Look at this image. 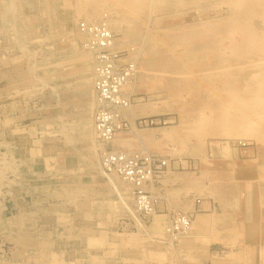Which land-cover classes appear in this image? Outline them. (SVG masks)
<instances>
[{
	"label": "rangeland",
	"instance_id": "374dc122",
	"mask_svg": "<svg viewBox=\"0 0 264 264\" xmlns=\"http://www.w3.org/2000/svg\"><path fill=\"white\" fill-rule=\"evenodd\" d=\"M21 1L24 6L23 8L17 6L18 11L25 17L33 18L34 24L25 22L19 28L17 22L12 21L13 32H15L12 36L2 32L3 22L0 19V196L10 188L14 192L23 190L24 194L29 196L27 203L30 204L28 210H20L23 212L22 214L19 213L11 219L0 218L1 264H15L14 258L17 254L25 257V261L21 264H136V261H139V264H147L153 260L157 261L155 264H163L161 263L163 260L170 258L174 262L169 264H178V260L181 259L186 262L188 258H190L188 261H192L190 256L185 257L187 255L186 246L181 243L169 244L167 238L158 243V238L152 235L153 231L148 230L150 219L153 217L151 215L144 218L137 214L136 186L128 184L131 186L129 188L119 184V181L115 180L116 174L109 171L105 173L100 166L101 156L120 153H126L129 156H149L155 161L164 162L166 164L164 169L156 173L152 181L143 186L144 192L150 196L152 193L148 191V188L151 184L155 186L157 181L167 174L170 165L179 163L176 164V171H178L181 169L180 167H184L183 164L190 163L191 165L198 159L202 163L203 156L201 155L191 156L189 159L182 157L169 159L150 153L149 150L145 153L141 151L142 148L138 142L131 140L136 130L141 133L144 130L155 128L168 130L177 128L180 125V120L176 107L181 103L180 101H188V94L186 92L180 94V103L173 105L175 109L173 108L172 111L160 115L141 114L132 120H136L134 123L122 115V107H113L112 110L116 111V113L112 112L115 114L114 120L118 130L113 133L112 139L105 144L99 142L97 136H95L96 138L92 136L90 139V123L93 126L96 113L102 111L104 105L98 103L96 99V84L99 82L97 74L100 68L98 64L101 62L97 52L89 48V45L93 44V35H95L89 32L95 31L94 28L99 27L104 30L106 24L104 21H99L96 23V27L92 28L93 24L89 23L86 17L80 16L78 13H71L74 16L73 20H76L75 25L72 26L74 28H69L66 21V28L59 29L56 26V19L52 18L53 14L49 8H46L44 0ZM71 1L74 3V0ZM1 3L0 0V8H2ZM40 5L44 12L41 11ZM101 16L102 14L100 18ZM154 18L155 16L152 14L146 15V26L149 28L148 31L154 32L159 37L167 27L164 24L155 23ZM194 22H197L196 16ZM108 31L107 33L111 37L110 50L101 52V54H109L113 62L115 61V69L118 72L116 76H122L128 82L136 74V66L131 63L130 52L139 45V41L135 40H138L139 37L126 36L124 39L122 30L117 32L112 30L111 32L108 29ZM161 32L162 34H160ZM56 52H59V56L55 58ZM83 58L85 60L81 61ZM108 66L110 67V65ZM81 71H84L85 74H81ZM21 75H25L22 83L19 82ZM110 80L111 76L107 78V81ZM135 89L137 91L130 96L133 106L139 103L147 105L150 103L151 106L156 105L159 110L163 111L161 103L163 94L159 87L155 91H146L139 87ZM123 96H126V93L120 94L119 92V98L125 99ZM91 129L93 130V127ZM66 140H70L74 145L73 148L78 147L79 151H65V147L68 148L64 146L67 144ZM231 141L232 139L227 140L221 137H207L204 141V149H202L207 160L205 166L211 167L217 161L219 164L218 156L224 142H227L229 150H231L230 156L222 159L230 161L233 158V160H246L253 163L251 179L247 180L264 182V172L259 171L263 165L258 162L259 152L256 143L249 141V144L246 140L238 141V143ZM120 142H127L128 146L131 145V142H136L137 149L125 145L121 147L119 146ZM59 150L61 153H56ZM214 152L217 153L214 155ZM58 154L64 158H73L74 167L59 166V163L69 164L70 161L57 160L56 155L59 157ZM84 156L89 157L86 160ZM205 170L207 171V169ZM253 170H256V173ZM57 171L61 173L59 179L53 176L57 175ZM192 171L196 173L197 170L192 167ZM113 175L116 176L113 177ZM62 176L67 177L63 179ZM112 179L116 181L118 192H114L109 184ZM118 179L121 180V178ZM236 181L241 191L244 192L242 186L246 181L243 179ZM152 197L155 198L153 200L155 211L161 196L154 195ZM81 205L92 206L86 210L84 207L82 209ZM175 213L177 212H172L169 218ZM178 213L191 218L186 213ZM86 215L90 216V222L87 221L89 219L86 218ZM59 217H64L65 221L60 220ZM137 218L144 224L146 223V226L138 227ZM146 219L148 221H145ZM191 221L195 222L192 218ZM11 223L14 226L17 225L9 227ZM4 225H8L5 241L1 236ZM79 228L89 229L91 233H78L76 230ZM163 229L161 228V230ZM23 232L27 237L33 235L40 242L54 244V250L50 251L51 255L43 261L45 263H37L30 259L32 253L23 255L17 251L18 245L15 244L14 238L25 237ZM79 234L92 236L96 241L84 248L81 246L80 239L77 238ZM190 234L192 235L188 237ZM144 235L149 237L148 242L153 243L152 245L160 246L164 243L169 253H165L163 250L148 256V250L136 251V246L141 239V243L144 244ZM188 235L185 236L187 238L184 241L197 242L196 231L190 232ZM254 242L259 245L255 238ZM19 245L34 247L35 242L32 239L28 245V243L20 241ZM176 246L180 253L175 251L171 253ZM199 255V258H195L194 262L197 260L200 262L204 257V254ZM219 255L236 256L234 259L242 261L243 264H264V248H245L235 255L229 254V252L228 254H214V256Z\"/></svg>",
	"mask_w": 264,
	"mask_h": 264
},
{
	"label": "bare ground",
	"instance_id": "6f19581e",
	"mask_svg": "<svg viewBox=\"0 0 264 264\" xmlns=\"http://www.w3.org/2000/svg\"><path fill=\"white\" fill-rule=\"evenodd\" d=\"M1 2L0 19L3 22L1 29L6 35L14 36L15 32H13L14 27L12 26L14 21L17 22L19 28L21 25H24L25 22L34 24L35 20H33V18L25 17L18 11L17 6H20V8L24 6L21 0H1ZM44 2L46 8H49L51 14H53L52 18L56 19V26H58L59 29H63L67 22L69 28H74L72 26L75 25L74 23L76 20H73L74 16L72 14L78 13L80 16L86 17L88 22L93 24V27H96L95 25L99 21H104L106 24L105 31H108V29L111 32L112 30L115 32L122 30L124 39L126 36L139 37L138 40L135 39L139 41V45L134 48L135 50L130 52L131 63L136 66V74L128 82L125 81L119 88L120 94L126 93V96H123L125 97V104L121 105V113L124 117L126 116L132 121L138 117V115H147L150 113V103L148 105L141 103L136 106L132 105L130 96L137 91L135 88L138 89L139 87L144 90L146 89V91H155L158 90L159 87L162 90L163 99L161 103L164 109L163 111H159V113H168L172 111L174 108L173 105H178L180 101V94L186 92L189 98L188 101H180L181 103L179 102L180 104L176 107L180 125L177 128L163 132L165 133L166 140L177 146V148L173 147L170 151L180 156L201 155L203 156L201 158L203 159L202 164L206 165L205 163H207V160L204 150L202 149H204V141L207 137H221L227 140L232 139L233 142L236 141L237 143L241 140H246L249 144V141H254L259 152L258 162L260 165H263L261 170H258L264 172V0H74V3H72V1L70 2V0H44ZM41 11H43L42 7ZM101 14L102 16L100 18ZM148 14L155 16V23H161V25L164 24V26L167 27L163 34L162 32L160 33L162 34L161 36L158 37L154 32L151 33L148 31L149 28H147L145 22V16ZM195 16L197 22H194ZM49 26L51 27V25ZM142 33H144V36H142ZM123 41L125 42L126 40ZM123 44L125 45V43ZM108 50L110 49L107 48V51ZM89 52L86 53L90 54ZM84 60L85 58L81 61ZM80 73L85 74L84 71ZM40 83L42 84V82ZM138 91L140 92V90ZM112 98H114V96ZM96 99L97 102H99V99ZM154 109L152 112H154ZM135 121L136 120L132 122L134 123ZM94 126L95 124L93 122V130L91 129L89 131L90 139L92 136H96ZM138 132L139 131L136 130L131 140H137L140 143V141L146 139V137L142 132ZM224 143L223 146L220 145L222 146L220 155L222 158H228L231 150H229V144L227 142ZM124 145L128 146L127 142L119 143L121 147ZM129 146L131 147L132 145ZM141 148L142 152L147 153L143 145ZM74 151L78 152V147H76ZM216 153L217 152H214V155ZM88 157H85V159L87 160ZM59 161H70L69 164L59 163V166L65 165L74 167V159L60 157ZM248 163L249 162H247V164ZM58 168L60 169V167ZM53 176L59 179L61 173L57 171V175ZM115 176L113 175V177ZM118 178L119 177L116 176L115 180H117V182L119 181V184L131 188L130 185ZM202 178H204L203 174L200 175L201 180ZM113 179L112 181L109 180V184H111L114 192H118L116 181H113ZM204 179H206V177ZM69 181H71L70 178ZM219 181L220 180L214 182V180H211L209 185L207 187L204 186L205 188L203 189L198 187L197 184L199 181L192 184L190 183L191 185L189 184L190 186L187 187V191H193L194 188L198 193L213 196V194L219 190L220 185H224L221 183L222 180L221 182ZM247 181L248 180H246V183L242 187L244 188L245 195H247L248 198L252 197V201H248L247 205H254L252 210L254 214L255 210L259 211L264 208V182L260 180ZM227 183H225L224 188ZM228 184L231 185L230 183ZM222 187L221 189L224 191L225 189ZM229 190L227 189V192H229ZM231 196L226 197L231 198ZM218 197L220 198V196ZM230 198H228V200ZM216 201H218V199ZM232 201L234 200L232 199ZM91 206L92 205H81L80 207L87 210ZM227 206L228 205H226V207ZM223 207L225 208V205H223ZM234 207L235 206L231 208ZM25 212L27 213V211ZM22 213L21 211L20 214ZM175 214H178V212ZM258 214L260 215V213ZM186 217L190 221V224L189 227H187L185 223L186 220L184 219L183 223H180L183 228L182 231L178 230L174 232L173 228L176 226L170 225V219L165 227H163V230L158 231L152 229L153 236L158 238V243L164 241V238H167L169 244L185 242L182 245L191 247V241H184V239L187 238L185 236L190 232H197L198 228L195 222H197L198 219L192 222L189 216L186 215ZM86 218H88L89 220L87 221L90 222V216L86 215ZM59 219L65 221L64 217H59ZM198 222L201 225L200 220H198ZM202 223L204 225V222ZM8 225H4V228L1 230L3 241H5L6 233H8ZM16 225L17 224H15V226ZM15 226L11 223L9 227ZM201 227L203 226L201 225ZM140 228L143 227L141 226ZM200 230L201 232L205 231L204 228ZM76 231L85 234L91 233L89 229L86 228H79ZM205 233H207V231H205ZM23 234L25 237L21 236V238H14L15 244L18 245L17 251L23 255L24 253H32L30 259L37 261V263H43V261L51 255L50 251L54 250V244L40 242V240L33 237V235L27 237L25 232H23ZM192 234L188 235V237ZM77 238L80 239L81 246L84 248L86 245L93 244V241H96L89 235L79 234ZM32 239H34L35 242L34 247H21L19 245L20 241L26 244L28 243L29 245ZM213 240L216 239L213 238ZM185 257H187V255ZM14 260L15 264H21L25 261V257L17 254Z\"/></svg>",
	"mask_w": 264,
	"mask_h": 264
},
{
	"label": "crops",
	"instance_id": "0c3cea01",
	"mask_svg": "<svg viewBox=\"0 0 264 264\" xmlns=\"http://www.w3.org/2000/svg\"><path fill=\"white\" fill-rule=\"evenodd\" d=\"M2 32H4V31L2 30ZM4 34H6V33L4 32ZM59 52L55 53V55H54L55 58L58 57ZM24 72L26 73V70H24ZM23 78H25V75L20 76V78H19L20 83H22ZM154 106L153 105L150 106L151 107L150 113H148V114H151V115L162 114L161 112L159 113V111H161V110H159L156 105H154ZM152 108L153 109L156 108V109H154V112H152L153 111ZM91 128H92V126L90 123V130H91ZM145 131L147 132V134ZM166 131H168V129H163V128L144 130V131H142V133L145 135L147 140L142 139V141H140V143L136 140V142H138V144H140L141 147H142V145L144 148L146 147L147 149L146 148L145 149L147 151L149 150L150 153H154V154H157V155L165 157V158L168 157L169 159H171V158L176 159V158L182 157V158L189 159V157H191L192 155L191 156H183V155L178 156V155H176L170 151V150H172L173 147L177 148V146L166 140L165 133H163ZM65 142L67 144H71V145L64 144V146L68 147V148L65 147L66 148L65 151L68 150L71 152V151H74L76 149V148L75 149L73 148L74 145L71 143L70 140H66ZM136 142H133V143L131 142V145H132L131 148L132 149H137ZM59 152H60V150L56 153H59ZM58 156L59 157H57V155H56L57 160H59V158L61 157L60 154H58ZM218 157L222 161H220L219 164L217 161L211 167L205 166L198 159V160H195L194 163L192 162L191 165H190V163H187L188 165L183 164L184 167H180L182 170L180 169V170L176 171L177 170L176 164H179V163H174L168 167L167 174L162 176L157 181L155 186L151 184L150 188H148V191H150L152 193L151 194L152 196H154V195L155 196H161V200L157 203L156 209L153 213L154 214L153 219H151V223L149 224V227H148L149 231L152 229L153 230L156 229L158 231L161 230V228H163L165 226L166 222L168 223V221L170 219L169 216L172 212L186 213V214L191 216L193 221H195V219L200 220L201 225L203 226V227H201L198 220H197V222H195L196 227L198 228V230H197V234H198L197 235L198 236L197 242L191 241V243H192L191 248L187 247L189 249L186 248V250H185V251H187V257L190 256L192 258L193 262L191 260L188 261L190 258H188V260L185 262L180 257L181 260H178V262H179L178 264H243L242 261L240 262V261L234 259V257H236V256H230V255L214 256V254H216V253L228 254V252H229V254L235 255V254H238L242 249H245V248H257V247L261 248V249L264 248V213H263L264 208L262 210L260 209L259 211L255 210V213L253 214L252 210H253L254 205H252V204L247 205L248 201H252V197L248 198V196L245 195V193L243 191H241L240 186L236 183L237 182L236 180H242L243 179L246 181L247 179L248 180L251 179V176H252L251 166L252 165L250 164L249 161H246V160H233V158H232L230 161H226V159H222L220 154ZM66 159H73V158H66ZM242 162L244 163V165ZM247 162H249V163L247 164ZM245 164H246V166H245ZM192 167L195 168V170H197L196 173L192 171ZM205 169H207L206 172H205ZM203 170H204V173H203ZM201 174H203L204 178L206 177L207 180L204 178H202V180H201L200 179ZM217 174H220V175H217ZM205 175H207V176H205ZM182 178H184V179H182ZM211 180H214V182L218 181V180H220L219 182H221V180H222V182H221L222 184L225 185V183L228 182L232 186L229 185L228 183L226 184L227 187L225 186V188H224V185H220L219 190H217V192H215V194H213V196H208V195H205L203 193H198L194 188H193V191L192 190L187 191V187L190 186L192 183L199 181L200 184L198 182L197 185L199 188L201 187L203 189L209 185ZM221 187L224 188L225 190L223 191V189H221ZM226 188L228 190L230 189L229 192H227ZM230 192H231L232 196L230 195ZM232 192H233V194H232ZM24 193L25 192L23 190L22 191L18 190V191L14 192L12 190V188H10V190H7L4 195L0 196V218L11 219V218H13V216L19 214L21 209H24V210L29 209L30 203H27V199L29 198V196L24 194ZM218 193H219V195H218ZM220 193H221V195H220ZM218 196H220V198ZM226 196H231V198L226 197ZM228 198H230V199L228 200ZM217 199L220 202L216 201ZM232 199L234 201H232ZM249 199H251V200H249ZM229 201H230V203L231 202H233V203L230 204ZM223 205H225V208L223 207ZM226 205H228V206L226 207ZM233 206H235V207L231 208ZM248 207H249V209H248ZM221 208H223V209H221ZM229 211H230V213H229ZM215 213H216V215H215ZM258 213H260V215ZM211 216L212 217L214 216V217L212 218ZM196 217H198V218H196ZM200 217H201V219H200ZM202 222H204V225ZM208 227H210V228H208ZM201 228H204L205 231H207V233H205V231H203V230L202 231L204 233L201 232V230H200ZM200 233H203V234H200ZM205 235H208V236H205ZM213 238L216 240H213ZM254 238H255V240L258 241L259 245L255 244ZM144 239H145L144 244L141 243L142 239L140 240L139 244H137L136 251L148 250L147 251V253L149 252L148 256H151V254L155 253V252L160 253L163 250H165V253L168 252V249H166V245L164 243H162V245H160V246H157L156 244H154L155 245L154 246V245H152L153 243L148 242L149 237L147 235H144ZM184 243L185 242H182L181 244H184ZM228 243H229V245H228ZM233 245H235V246H233ZM174 251L180 253L178 246H176L175 250H173L171 253H173ZM199 254H201V255L204 254V257L201 258L200 262H198V260L196 262H194L195 258H199V256H200ZM178 255L180 256V254H178ZM173 262L174 261L172 260V258H170L168 260H163L161 263L169 264V263H173ZM43 263H45V262H43ZM139 263H140L139 261L138 262L136 261V264H139ZM155 263H157V261L153 260L152 262H148L147 264H155Z\"/></svg>",
	"mask_w": 264,
	"mask_h": 264
},
{
	"label": "built area",
	"instance_id": "2783aa9c",
	"mask_svg": "<svg viewBox=\"0 0 264 264\" xmlns=\"http://www.w3.org/2000/svg\"><path fill=\"white\" fill-rule=\"evenodd\" d=\"M94 28V27H92ZM91 30L93 35V44L89 45L90 50L96 51L99 55V71L98 83L96 84V94L99 99L98 103L104 105L102 111H98L95 116V135L99 142L105 144L112 139L113 133L118 130V126L115 125L114 116L112 112L113 107H121L125 104L124 99L119 98V88L126 81L122 76H116L118 73L115 69V61L113 62L109 54H101V52H107L109 49L111 37L105 29L94 28ZM88 32V31H87ZM95 32V33H94ZM110 65V67L108 66ZM111 76V80L107 81V78ZM116 76V77H115ZM115 77V78H114ZM112 86V87H111ZM114 96V98L112 97ZM112 106V109H111ZM100 166L105 173L113 172L124 183L134 185L136 195L137 214L144 218L150 217L154 213L153 200L155 199L151 195L149 196L143 190V186L152 181L154 175L161 172L166 164L164 162L155 161L149 156H129L126 153L120 154H106L101 156ZM186 220V226L189 227V220L186 215L175 214L170 218V225L176 226L173 231H182L180 223ZM151 220V219H150ZM145 221H148L147 219ZM138 227L146 226L139 218L136 219Z\"/></svg>",
	"mask_w": 264,
	"mask_h": 264
}]
</instances>
